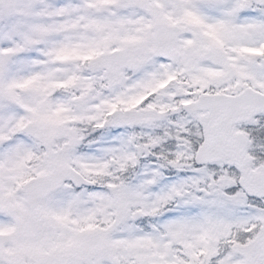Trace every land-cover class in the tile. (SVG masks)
Listing matches in <instances>:
<instances>
[{
	"label": "snow or ice",
	"instance_id": "snow-or-ice-1",
	"mask_svg": "<svg viewBox=\"0 0 264 264\" xmlns=\"http://www.w3.org/2000/svg\"><path fill=\"white\" fill-rule=\"evenodd\" d=\"M0 264H264V0H0Z\"/></svg>",
	"mask_w": 264,
	"mask_h": 264
}]
</instances>
